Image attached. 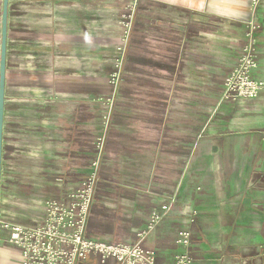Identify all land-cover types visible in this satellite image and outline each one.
<instances>
[{"label":"crops","instance_id":"obj_1","mask_svg":"<svg viewBox=\"0 0 264 264\" xmlns=\"http://www.w3.org/2000/svg\"><path fill=\"white\" fill-rule=\"evenodd\" d=\"M69 3L79 15L80 0H8L0 221L37 225L47 200L78 189L106 121L88 239L134 243L150 213L173 201L142 242L157 264H173L183 229L192 264H233L263 247L264 89L253 100L219 105L251 0H142L138 13L152 20L144 26L157 39L128 47L133 72L110 110L84 102L63 81ZM1 16L2 0L0 34ZM256 16L253 78L264 82V0ZM38 58L53 64L54 75L37 74ZM256 259L264 264V255L250 264ZM0 264H21L3 232ZM85 264L100 263L89 256Z\"/></svg>","mask_w":264,"mask_h":264},{"label":"built area","instance_id":"obj_2","mask_svg":"<svg viewBox=\"0 0 264 264\" xmlns=\"http://www.w3.org/2000/svg\"><path fill=\"white\" fill-rule=\"evenodd\" d=\"M138 1L130 0L126 7L129 12L128 21L123 25L124 35L116 49L121 60L116 61V70L110 75L108 81L113 91L111 97L105 101L109 110L113 105ZM260 1L251 0V15L246 22L243 46L234 68L223 80L219 105L225 102L253 100L264 89V82L253 78V73L258 67L256 13ZM103 124L104 130L95 142L97 154L91 163L89 174L82 179L78 189L69 192L65 198L47 200L44 203L43 219L37 225L24 226L0 221V232L5 234L8 244L19 250L21 264H85L89 256L96 257L100 264H106L108 261H112L113 264H157L155 253L144 249L142 242L169 213L173 201L170 204L161 205L159 209L150 213L146 227L137 233L134 243L106 244L90 240L86 236L87 222L97 188L98 167L104 147L106 121ZM259 135L264 143V127L259 131ZM262 209L264 211V207ZM194 215L195 212H192V216ZM191 222L193 218L190 219ZM175 243L182 251L175 257L173 264H192L189 254L190 232L185 229L180 230ZM263 255L264 246L257 247L252 251H246L243 261L236 260L233 264H250L249 259L253 256L262 257ZM256 261H258L256 264H260L259 259Z\"/></svg>","mask_w":264,"mask_h":264},{"label":"rangeland","instance_id":"obj_3","mask_svg":"<svg viewBox=\"0 0 264 264\" xmlns=\"http://www.w3.org/2000/svg\"><path fill=\"white\" fill-rule=\"evenodd\" d=\"M129 2L128 0H80L79 15L76 14V4L69 3L68 60L63 64V69H67L68 75L63 77V81L67 82L70 93L82 94L84 102L95 100L94 103L102 105L107 98L105 94L113 92L108 81L116 70V61L121 60L116 49L124 35L123 25L128 21L129 12L126 7ZM141 3L142 0H139L131 23L128 46L121 64L114 99L125 84L126 75H131L130 73L133 72L128 47L134 45L135 40L144 42L157 39L156 32H148V28L144 26L145 23L153 24L152 20L143 19L141 13H138L143 6ZM46 17L51 16L46 14ZM45 50L48 51L47 46ZM44 56L47 57V53ZM56 71L60 75V69ZM54 72L52 63L47 62V59L44 61L38 58V75H54ZM71 97L72 95L70 100ZM96 154L93 147V159ZM98 184H100L99 179L97 187ZM118 241L115 235L114 242Z\"/></svg>","mask_w":264,"mask_h":264},{"label":"water","instance_id":"obj_4","mask_svg":"<svg viewBox=\"0 0 264 264\" xmlns=\"http://www.w3.org/2000/svg\"><path fill=\"white\" fill-rule=\"evenodd\" d=\"M7 15L8 0H2L1 37H0V178L2 161V127L4 108V84L6 69V43H7Z\"/></svg>","mask_w":264,"mask_h":264}]
</instances>
